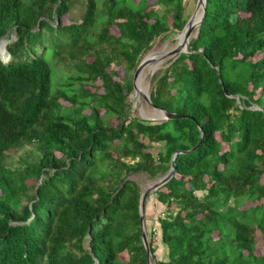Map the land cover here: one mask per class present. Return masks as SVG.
Returning <instances> with one entry per match:
<instances>
[{"label": "trees", "instance_id": "1", "mask_svg": "<svg viewBox=\"0 0 264 264\" xmlns=\"http://www.w3.org/2000/svg\"><path fill=\"white\" fill-rule=\"evenodd\" d=\"M148 2L0 0V264H149L130 177L163 178L180 152L150 196L158 230L145 215L151 263L264 264V0H206L152 78L151 103L182 117L156 121L132 116V72L190 16Z\"/></svg>", "mask_w": 264, "mask_h": 264}, {"label": "rangeland", "instance_id": "2", "mask_svg": "<svg viewBox=\"0 0 264 264\" xmlns=\"http://www.w3.org/2000/svg\"><path fill=\"white\" fill-rule=\"evenodd\" d=\"M155 1L156 0H149V2H148L150 7H154V9L158 8V6L154 5ZM196 3L194 2V0H188V5H187L188 11H187V14L185 15V18H187L188 16H190V17L192 16V14L195 10V7H196ZM69 22L70 21L65 16L63 18L64 25L68 24ZM112 33L118 34L117 29L113 28ZM180 35L181 34L167 33V34H164L161 37L157 38L155 40V42L153 43L151 50L141 59L140 63L147 58L148 59L151 58L152 56H153L152 58H154L155 60H159V61L152 62V63L148 64L146 67H144L142 72L140 73L139 77L137 78L136 84H137L139 90L142 93H144L146 96L150 97L153 76L156 73H159L160 71H161V74H163L164 70L169 67L171 61L175 59L176 56H170V57L168 56L164 59H163V57L166 54H168L169 52H171L174 48H176V46L180 43L179 42L180 41ZM11 39L14 40L15 39L14 36H12ZM6 44H7V41H4V40L0 43V55L4 61L8 60L7 52L5 51ZM113 70L115 72H117V75H114L115 80L119 81L120 79L124 78L125 71H124L123 67L115 65L113 67ZM135 71L132 72V80H133V77L135 75ZM88 88L91 91H95L94 88H91V87H88ZM100 92H102V91H100ZM130 104L132 106V116L133 117L142 118L144 120H149V121L162 120V119H160L159 111L156 110L149 103H147L141 95L136 93L135 90H134V93L130 97ZM114 123L116 124V121H114ZM155 149H157V148L153 147L152 152L157 153V151H155ZM130 179H134L135 181H137L140 184V186L143 190V194H144L145 190L147 189L148 184H151V183H153V182H155L161 178L149 180L147 178L146 174H143V175L135 174V175H131ZM146 205H147V208H146L147 219L152 224H155L157 217H160V216L163 217L162 214L165 210V207H163L161 204H159V202L155 199V197H151V198L149 197L148 203ZM155 225H156L155 228L157 229V227H159V225L158 224H155ZM256 239L258 241L257 246H256L257 247L256 254L257 255H264V240L262 239V235L260 234V232L256 236ZM155 240L157 241V244H159V248L156 252V257H157V259L161 260L162 258H165L167 252H166V248L163 247L159 241V231H158L157 238Z\"/></svg>", "mask_w": 264, "mask_h": 264}, {"label": "water", "instance_id": "3", "mask_svg": "<svg viewBox=\"0 0 264 264\" xmlns=\"http://www.w3.org/2000/svg\"><path fill=\"white\" fill-rule=\"evenodd\" d=\"M205 11H206V0H197L195 10H194L192 16L188 20L185 28L183 29V31H182V33L180 35V38H182V41L176 46V48H174L171 52L166 54L163 57V59L168 57V56L169 57L170 56H178L179 54L188 51L190 38H191L193 32L202 23L203 18L205 17ZM6 37H8V35ZM155 61H159V60H155V59L149 60L147 58L144 61H142L139 64V66L136 68L135 75H134L133 80H132L133 81L134 90L136 91V93L141 95L143 97V99L147 103H149L151 106H153L156 110L159 111L160 119H162V120H172V119H176V118H181L182 116H180V115H176V114L170 113V112H168L165 109H161V108L153 105L151 103L150 97L146 96L144 93H142L139 90V88H138V86L136 84L137 83V78L139 77V75L142 72L143 68L146 67L148 64H150L152 62H155ZM203 136H204V133L202 132L201 140H200L198 146L202 143ZM179 154H181V152L180 153H176L173 156L172 162H171V170L166 176H164L163 178H161V179H159V180L147 185V189L145 190L144 194L142 195V198H141V201H140L142 240H143L144 247H145V249L147 251V254H148V262H149V264H152V263H151V259H150L151 251H150V245H149V239H148L146 221H145L146 204H147L148 198L151 196V194L153 192H155V191L159 190L160 188H162L163 186H165L172 179V177H173V175L175 173V167H176L175 165H176L177 157L179 156Z\"/></svg>", "mask_w": 264, "mask_h": 264}, {"label": "bare ground", "instance_id": "4", "mask_svg": "<svg viewBox=\"0 0 264 264\" xmlns=\"http://www.w3.org/2000/svg\"><path fill=\"white\" fill-rule=\"evenodd\" d=\"M182 41V38H180V41L179 42H181ZM151 57V56H150ZM153 57V56H152ZM149 58V60H153L154 58Z\"/></svg>", "mask_w": 264, "mask_h": 264}]
</instances>
